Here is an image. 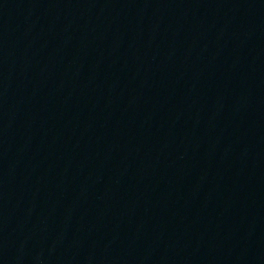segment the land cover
<instances>
[{"label": "water", "instance_id": "water-1", "mask_svg": "<svg viewBox=\"0 0 264 264\" xmlns=\"http://www.w3.org/2000/svg\"><path fill=\"white\" fill-rule=\"evenodd\" d=\"M0 264H264V0H0Z\"/></svg>", "mask_w": 264, "mask_h": 264}]
</instances>
